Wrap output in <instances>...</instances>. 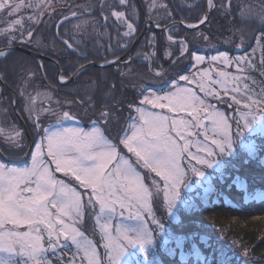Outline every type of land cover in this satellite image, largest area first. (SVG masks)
I'll use <instances>...</instances> for the list:
<instances>
[{"label":"snow or ice","instance_id":"6c2138e0","mask_svg":"<svg viewBox=\"0 0 264 264\" xmlns=\"http://www.w3.org/2000/svg\"><path fill=\"white\" fill-rule=\"evenodd\" d=\"M22 3L23 0L21 5L13 7L9 0H0V10L12 15ZM207 4L208 11L216 9L224 15L232 12L231 0L219 6L214 0H207ZM118 5L127 9L130 0H118ZM103 6L101 0L100 15L105 24L115 18L126 29L123 37H133L137 32L131 22V17L136 15L135 5H131V13L110 6V16ZM160 6L167 9L166 5ZM154 7L156 0H152L149 11ZM168 15L172 13L169 11ZM240 16L242 22L257 24L253 39L264 54V11L251 16L242 8ZM29 19L38 22L35 17ZM68 19L64 17L65 21ZM207 21L208 12H205L198 23ZM74 27L79 31L81 26ZM156 27H160L158 22ZM17 31L19 36L15 34ZM32 34L31 30L27 31L29 39ZM0 36L7 40L6 47L0 49V58L4 60L12 55L14 43H27L21 19L0 29ZM203 38L208 40L206 35ZM167 39L176 43L171 34ZM245 39L241 33V43L236 47H243ZM63 43L76 51L73 43L68 40ZM179 45L183 57L189 49L183 39ZM167 55L171 57L172 53ZM191 60L193 67L206 60L223 64L225 69L234 65L237 74L217 68L213 78L210 69H203L197 78L195 74L181 75L178 69V80L164 81V85L155 88L142 83L138 97L127 102L130 114L123 119L120 113L124 101L112 104L101 101L97 105L92 95L60 101L45 91L48 104L36 111V99L42 93L38 89L29 90L34 73L24 78L18 91L31 121L33 138L26 143L27 133L14 125L7 132L0 128V135L5 137L7 150L14 154L24 152L27 147L29 151L25 154H30L31 160L23 167L0 162V264H162L157 259V238L161 235V247L168 255L174 256L179 250L176 264H189L190 259L192 264H230L223 250L215 258L205 257L191 234L172 233L166 229L164 220L175 221L183 228L177 212L190 211L194 206L191 199L182 196L183 190L190 188L193 176L198 178V183L207 185L206 192L211 191L213 174L222 182L226 169L239 172L264 152V142L257 144L252 139L264 140V55L259 67L252 56L229 57L222 51L209 58L192 52ZM119 63V57L105 59L101 68ZM178 63L173 60V64ZM84 70L85 66L80 65L72 76L60 73L59 82L71 83ZM257 72L259 81L253 75ZM165 75L164 71L155 72L156 77ZM179 81L195 83L203 96ZM114 89L112 85L109 91ZM15 103L13 100L12 104ZM219 105L226 107L222 109ZM73 107L83 108V113L73 111ZM0 111L7 113L6 108ZM84 117L87 121L82 123ZM42 118L54 122L45 126ZM237 145L243 154L234 150ZM207 169H212V173ZM56 173L69 177V182L58 178ZM71 178L83 192L72 186ZM234 182L247 192L246 183L239 175ZM245 198L264 200V193ZM86 217L94 220L93 234L98 233V241L86 234ZM172 242L175 247L168 248ZM101 248L103 252L99 251ZM242 254L249 256V249L244 248Z\"/></svg>","mask_w":264,"mask_h":264},{"label":"rangeland","instance_id":"374dc122","mask_svg":"<svg viewBox=\"0 0 264 264\" xmlns=\"http://www.w3.org/2000/svg\"><path fill=\"white\" fill-rule=\"evenodd\" d=\"M226 2L227 0H214L217 6ZM204 3V0H156V7L152 8L150 12L149 6L152 4V0H130V6L127 9L120 8L118 0H104L103 10L109 16L111 15L110 6L116 7L117 10L131 13V5H135L136 15L131 17V22H134L137 27V32L133 37L128 38L123 37L122 33L126 29L118 25L115 22V18H111L107 24H105L103 17L101 18L100 15L101 0H23L22 6L12 15H9L8 11L0 10V29L7 28L11 22L21 19L27 43L21 44L17 41L15 44L29 47L41 55L46 54L53 58H57V60L61 61L63 66L67 67L68 73H72L74 70L76 71L80 65L86 66L90 63L98 65L104 64L105 59L114 60L116 57L122 56L130 49L132 43L141 32L145 20L152 22L154 25L158 22L160 27L166 26L172 22L181 23V21L187 25L198 24L199 19L204 15ZM9 4L15 7L16 5H21V0H9ZM231 4L232 12L228 15H224L221 11H217L216 9L208 11V21L194 32L189 33L178 27H171L168 31L160 33L162 37V40H160L156 33L148 29L149 32L147 31L148 33L141 39L135 50V54L137 55L139 52L140 57L137 55L136 59L131 63L127 62L124 65L108 69L97 68L96 70L92 69L93 71L91 69L86 70V72L79 77L80 82L75 84V86H73L74 88L71 90L76 92V94H74L75 97L79 95V97L92 95L94 101H96L98 105L101 101H107L109 104L115 101H124L120 113L123 119L130 114L127 109V102L138 97V87L142 83L151 85L155 88L164 85V81L170 83L171 79L178 80V76L176 75L178 69L181 75L191 76L195 74L197 78L200 77L201 70L203 69H210V75L213 78H216L215 69L217 68L232 73L233 75L237 74L234 65L225 69L223 64H213L208 60H206L205 63L193 67L194 62L191 60L192 52H196L198 55L205 56L206 58L217 55V53L221 51L226 52L229 57L252 56L254 63L258 65V55H260L261 59L264 54H262L260 48L253 39V35L257 30V24L248 21L242 22L240 12L243 8V10L251 16L261 13L264 11V0H232ZM160 5H166L167 9ZM189 5H192V7H189ZM196 5L199 6L196 7ZM169 11L172 13L171 16L168 15ZM72 12H75L77 15L73 17L71 15ZM65 16H68L69 19L61 24L59 32L63 38L74 44L78 54L70 53L54 38V27L56 23ZM149 16L151 17L150 19ZM29 17H35V21L38 22L30 20ZM76 25L81 26L79 31L75 29L74 26ZM16 27L19 28V26ZM29 30L33 33L30 39L27 37V31ZM241 33H243L247 39L244 40L243 47L237 48L236 45L241 43ZM15 34L19 36L20 32L17 31ZM169 34L176 40L175 44L167 39ZM205 35L208 37V40L203 38ZM150 39L152 40L151 44H149ZM181 39L185 41L189 49L183 57L180 56L179 50V41ZM6 45L7 40L0 36V48L6 47ZM120 45H126V47H121ZM109 48H111V52ZM253 48H256L254 53L252 51ZM113 52L115 56L112 54ZM169 52L172 53L171 57L167 55ZM152 53H155V55H151ZM80 54L86 55V57L80 59L78 58ZM146 54H148V61L145 58ZM173 60H178L179 63L173 64ZM0 71L5 75L7 85L11 86L14 92H16L20 116L25 118L30 125L31 121L24 111V103L18 91L19 87L24 83V78L29 73H34L31 81V88L29 90L38 89L42 93L36 99V111H39L48 104L47 96L43 94L45 91L50 92L54 100L64 101L66 99H72L70 97L68 98L67 95L58 96L45 86L40 79L41 77L36 63H33L27 55L22 53L12 52V55L9 56L7 60L0 58ZM157 71H164L166 75L163 78L156 77L155 72ZM121 73H123V75H121ZM50 74H52L50 78V81H52L55 74L52 71H50ZM52 83H54V81ZM179 84L190 87L203 96V93L199 92V87L195 83L189 85L185 81H179ZM112 85H115V89L113 92H110L109 89ZM216 87L219 90V86ZM33 94L35 95V92ZM4 95V91L0 89V109H7L6 114L0 111V118L3 117L6 121H9V127L14 125L16 128L21 129L14 119L12 101ZM225 99H227V97H225ZM219 107L223 109L226 105H219ZM72 110L81 114L83 113V108L73 107ZM155 111L159 110L157 109ZM91 115L92 113L89 112V116ZM131 115L136 114L131 113ZM42 119L45 126L54 122L47 118ZM85 121H87V117H84L81 122L84 123ZM3 127H5V124H3ZM32 138L33 133H31V139ZM252 139H254L257 144L264 142L260 137H253ZM26 143H28L27 139ZM234 150L243 154L239 145H237ZM26 151L27 147L24 152L14 154L11 151L9 153L11 158L17 159L24 155ZM30 160L31 156L27 161H24V163L11 166L23 167L26 163H30ZM261 161L264 163V154L261 156ZM141 171L143 170L141 169ZM206 171L212 173V169H207ZM231 171V169H226L225 179L222 182L216 174H213L211 182L213 187L211 191L207 192L205 191L207 185L198 183V178L193 176L189 181L190 188L184 189L182 196L185 199H191L192 203L201 200L204 203L210 204L219 203V201L230 204L231 199L227 196V193H230V191L234 189L235 192L241 195V200L244 203L252 200H261L246 199V195L254 196L257 192H263L259 189H252L244 179L240 178L242 182L246 183L247 192H245L244 189L239 187L237 182H234L236 175L231 174ZM56 175L58 178L64 179L66 183L69 182V177H64L61 173H56ZM71 180L72 186L76 187L78 191H84V189L79 188L78 182H75L74 178H71ZM180 210L181 209L178 210L177 214ZM157 214L161 215V213ZM86 222V234L89 236V239L98 241V233L93 234L94 220L86 217ZM168 222L175 221L164 220L166 229L170 230ZM162 242L163 235L157 238V259L162 261V264H164V259L179 261V250L174 256L168 255L166 249L161 247ZM167 247L174 248V242L170 243ZM187 247L188 245L186 243L185 250H187ZM99 251L103 252V249L101 248ZM58 255L60 254L58 253ZM64 258L68 259V256ZM140 258L142 259V257Z\"/></svg>","mask_w":264,"mask_h":264},{"label":"trees","instance_id":"16d2710c","mask_svg":"<svg viewBox=\"0 0 264 264\" xmlns=\"http://www.w3.org/2000/svg\"><path fill=\"white\" fill-rule=\"evenodd\" d=\"M156 35L162 40L160 33H156ZM43 56L55 61L61 70L68 73L67 67L63 66L57 58L46 54ZM258 56L257 67L261 62L260 55ZM84 57L78 58L84 59ZM31 61L36 63L33 59ZM37 68L41 77L38 65ZM90 69L96 70L97 68L87 70ZM49 70L54 74L57 72L54 65L46 63L44 73L47 79L52 76ZM253 75L259 81L258 72L253 73ZM14 119L17 122L15 116ZM263 154L264 152H260L259 158L255 162L243 166L239 172L231 169V174L239 175L249 184V187L259 189L264 193V163L261 161ZM227 196L231 199L230 204L223 201L210 204L198 200L193 202L194 206L190 211L181 209L177 216L183 221V228L178 227L177 222H168L170 231L172 233L183 231L191 234L205 257L215 258L219 255L220 250H223L227 254L230 264H264V239H262L264 238V200H252L244 203L241 200V195L234 189L227 193ZM234 241L236 243H233ZM244 248L249 249V256L247 257L242 254ZM213 249H216L215 253ZM176 262L178 260H163L164 264H176ZM189 264H192L191 260H189Z\"/></svg>","mask_w":264,"mask_h":264},{"label":"flooded vegetation","instance_id":"af4514ba","mask_svg":"<svg viewBox=\"0 0 264 264\" xmlns=\"http://www.w3.org/2000/svg\"><path fill=\"white\" fill-rule=\"evenodd\" d=\"M232 1V0H231ZM62 20H64V18L62 19ZM63 22H66L65 20L63 21ZM62 22V23H63ZM61 23V24H62ZM61 24H60V26H61ZM60 26H59V28H60ZM59 28H57V30H58V32H59ZM55 31H56V27H54V38H55V40L57 41V42H59L60 44H62L63 46H64V49H66V50H68L70 53L72 52V53H74V54H78V51L76 50V51H73V50H71V49H68L67 48V46L66 45H64V43H62L59 39H58V37H56L55 36ZM59 37L61 38V39H64V40H66L65 38H63L62 37V35L59 33ZM12 46H17V47H21V48H23V49H27V50H30L31 48H29V47H24V46H22V45H18V44H13ZM3 48H5V47H3ZM137 48L135 47L132 51H126L124 54H123V56H125L124 57V59H123V62L120 64V65H124L125 63V61H129V57H131V61L129 62V63H131L134 59H136V57H137V55L140 57V53L138 52V54L136 55L135 54V50H136ZM30 51H33V50H30ZM33 52H35V51H33ZM86 57V55H82V54H80L78 57ZM37 63V62H36ZM47 62H44L43 63V71H44V67H45V64H46ZM51 64V63H50ZM37 65H38V63H37ZM86 71H84V72H82V74L83 73H85ZM61 73H63L65 76H72L73 75V73H67V72H65L64 70H62L61 71ZM0 74H1V76H2V78H3V80H4V82L6 83V81H5V75L0 71ZM45 74V73H44ZM79 77H81V74L80 75H78V76H75L73 79H72V82L71 83H66V84H61L60 82H59V76L57 77L56 76V74H55V77H54V79L52 80V81H50V78H46V76H45V78H46V80H44L43 79V77H42V75H41V80L43 81V83H44V85L45 86H47L50 90H52L53 92H55L58 96H64V95H67V97L69 98H78L79 96H76L75 97V95L74 94H76V92H73L71 89L72 88H74L73 86H75V84H77L78 82H80V79H79ZM47 81V82H46ZM54 81V83H52ZM7 84V83H6ZM10 88H12L11 86H9ZM0 89L2 90V88L0 87ZM13 89V88H12ZM5 92V91H4ZM100 92H101V90H100ZM4 96H6V97H8V98H10L11 99V101H12V98L5 92V95ZM94 99V98H93ZM96 102V101H95ZM97 103V102H96ZM97 105H98V103H97ZM22 117V116H21ZM22 119H23V121L25 122V124H26V127H27V129H28V131H29V133H33V131H32V128H31V125L28 123V121L25 119V118H23L22 117ZM8 123H9V121H6L5 120V118H3V117H1L0 118V128H4L5 129V131L7 132V130L10 128L9 126H8ZM3 124H5V127H3ZM4 140H5V137L3 136V135H0V153H1V155H2V157H0V162H4V163H7L8 165H10L11 166V164H9L5 159H13V158H11V156H10V153L9 152H11V151H9V150H7L8 149V145L4 142Z\"/></svg>","mask_w":264,"mask_h":264},{"label":"water","instance_id":"95a60500","mask_svg":"<svg viewBox=\"0 0 264 264\" xmlns=\"http://www.w3.org/2000/svg\"><path fill=\"white\" fill-rule=\"evenodd\" d=\"M204 9H205L204 10V14H205V12H208V10H207V3L206 2H205ZM147 24L153 30H155V31H165V29H168L169 27H171L173 25V24H169V25H167V26L159 29V28H156L155 25L152 22H149V21L146 20L145 23H144L143 32L140 34V36H138V38L132 44V46H131L130 49H132L140 41V39L142 38V36L144 35V33L146 31ZM175 25H177V26H179V27H181V28H183L185 30L192 31V30H197V29L201 28L204 24H197L195 28H188L186 25H184L182 23H176ZM56 35H57V28H56ZM63 41L64 40H61L62 43H63ZM12 49H13L12 52H20L22 54H25V55L29 56L33 60H36V62L39 65L40 72H41V75H42V77H43L44 80H46V78H45V75H44V72H43L42 62H47V63H51L52 65H54L56 67V69H57L56 76L57 77L59 76V74H60V68H59L58 64L55 61L51 60L50 58L45 57V56L40 55V54H37V53L32 52V51L27 50V49H23L21 47H17V46H12ZM122 59H123V57H120L119 58V60L121 62H122ZM101 65L102 64H99L98 65V64L93 63V64L86 65L85 66V69H87V68H101ZM115 65H118V64H105L103 68H109V67H112V66H115ZM0 78H2L1 75H0ZM0 86L13 98V100L16 101V103L13 106V111H14V114H15V116H16V118H17V120H18V122H19V124H20V126L22 128V130L27 133V137L26 138H27L28 143H30L31 140H32L31 139V136H30V134H29V132L27 130V127H26L25 123L23 122L22 118L20 117V115H19V113L17 111V96H16V93L10 87H8L5 84V82L3 81V79H0ZM28 151H29V149L27 148L26 153H28ZM29 155L24 154V156L21 159H19V160H11V159H5V160L8 163H10V164L18 165V164H21L24 161H26ZM0 157H2L1 153H0Z\"/></svg>","mask_w":264,"mask_h":264},{"label":"bare ground","instance_id":"6f19581e","mask_svg":"<svg viewBox=\"0 0 264 264\" xmlns=\"http://www.w3.org/2000/svg\"><path fill=\"white\" fill-rule=\"evenodd\" d=\"M101 18H102V16H101ZM63 21H64V20H63ZM198 24H199V23H198ZM143 28H144V27H143ZM143 28H142L141 32L138 34V36H140V34L143 32ZM145 33H146V31H145ZM145 33H144V35H145ZM138 36H137V38H138ZM137 38H136V39H137ZM136 39H135V40H136Z\"/></svg>","mask_w":264,"mask_h":264}]
</instances>
